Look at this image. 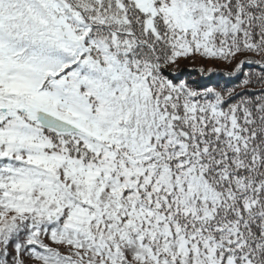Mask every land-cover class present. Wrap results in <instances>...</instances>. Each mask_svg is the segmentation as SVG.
<instances>
[{
    "label": "snow or ice",
    "instance_id": "snow-or-ice-1",
    "mask_svg": "<svg viewBox=\"0 0 264 264\" xmlns=\"http://www.w3.org/2000/svg\"><path fill=\"white\" fill-rule=\"evenodd\" d=\"M0 264H264V0H0Z\"/></svg>",
    "mask_w": 264,
    "mask_h": 264
},
{
    "label": "trees",
    "instance_id": "trees-1",
    "mask_svg": "<svg viewBox=\"0 0 264 264\" xmlns=\"http://www.w3.org/2000/svg\"><path fill=\"white\" fill-rule=\"evenodd\" d=\"M195 67V66H194Z\"/></svg>",
    "mask_w": 264,
    "mask_h": 264
}]
</instances>
